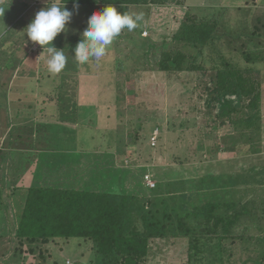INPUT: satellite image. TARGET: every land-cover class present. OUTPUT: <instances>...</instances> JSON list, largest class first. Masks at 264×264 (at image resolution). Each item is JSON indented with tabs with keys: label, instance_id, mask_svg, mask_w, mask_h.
Wrapping results in <instances>:
<instances>
[{
	"label": "rangeland",
	"instance_id": "obj_1",
	"mask_svg": "<svg viewBox=\"0 0 264 264\" xmlns=\"http://www.w3.org/2000/svg\"><path fill=\"white\" fill-rule=\"evenodd\" d=\"M7 1L11 4L9 8L0 6V11L5 13L9 18L7 20V29L12 23H20V25L23 23V26L27 27L29 20L24 19L22 21V15L28 9L30 11L38 2H41L43 5L40 6V9L45 7L47 3L45 2L46 0ZM177 1L179 4L173 2L165 6L166 9L160 7L155 11H152L154 8L149 5L131 6L126 11L124 8L123 11L125 12L142 14L143 19L137 26V28L142 29L141 34L139 38H135L137 45H133L132 37L124 36V32L127 29L122 30L114 38L106 52V54L109 53V60H113L114 56L121 51V61H118L119 63L116 62L115 65L108 62L105 65L108 66L107 68L104 65L100 66L101 72H94L92 70L94 67L99 66L95 65L96 63L108 61L104 59L106 55L100 59H104L103 61L91 58L87 62V65L78 63L75 66H68L66 70L64 68L60 73L63 75L62 79L60 74H51L46 71L49 56L48 53H44V50L37 56L31 55L21 65L19 74L22 76H17L18 74L13 72L9 81L5 77V74L9 72L3 70L0 66V88L4 85L3 89H7L9 92L7 94L14 96H16L15 90L17 87L19 89L17 96H20L21 92L24 93L23 101L18 104H10L8 107L4 102H0V107L4 106V108L0 109V127H4V129L9 128L10 124L6 120L8 116L10 118H14L15 116L22 117L20 118L22 124L20 128L22 130L29 127L28 120L35 122L39 116L44 120L42 122H51L48 125H59L54 130L56 131L54 134V127L52 126L45 129L41 127L39 132L40 136L42 134L47 135V138L41 136V138H45L41 150L43 151V146L48 147V150L43 155L49 156L47 159L49 163L46 164L45 158L40 157V162H37L38 159L36 162L32 160L31 164L29 163L27 166L31 168V166L39 163V168L37 167L36 170L40 174L41 182L38 183L45 182L46 185L67 187V156L59 160L55 150L65 149L64 151H66L67 146L70 145L76 152L79 148H82L79 152L86 155L87 153H92L97 160L102 150L100 149V143H106V140H109V136L111 135L113 143L116 146L115 152L117 153L115 154V165L116 167L119 166L120 169L127 170L129 173L123 180V183L126 182L124 184L125 188L129 192L133 191L139 196H143L145 193L147 196L150 194H148L145 185L148 188H157L158 183L167 182L169 179L180 182V179L185 180L189 177L201 176L203 173L219 174L233 172L236 175H242L246 181H254V183L252 182L248 186L251 189L256 184L255 190L251 194L255 199L256 209L254 211L256 214L246 216L248 221L244 226L250 225L249 227L252 228L246 233L262 235L259 230L264 228V202L260 200L261 196L264 195V0H235L233 2L236 6L242 5V8H246L253 3L258 4L256 7L255 5H251L253 7V14L262 19L260 23L262 26L258 28L257 32L253 31V28L249 29L250 32L253 31L255 33V36L249 34L251 37H254L255 41L253 42L252 40L243 49L244 51L253 52L252 57L256 59V63L250 75H252L254 80H259L261 84L258 86V90H253L255 88L253 86L252 93L246 98L237 99L239 108H242L246 114L250 113L252 108L259 107L262 129L258 137L259 140L255 138V142L253 141L252 147L257 148V150L252 153H248L247 149L245 153L241 151L242 146H245L244 143L249 141L246 138L240 137L239 131L234 129L230 131L228 127H225V131L218 129L217 126L219 125L217 124L219 120L211 119L212 116L210 115L213 111H216L217 105L213 108L207 106L205 102L206 93L201 91V86H204L203 81L208 80L207 78L212 73L213 76L216 74V70H212V62H206L203 70H192V65L200 63L203 57H199V53L192 49V47H187L186 45V48H184L185 45L180 40L171 41L178 22L184 20L183 18L187 12L196 15L206 14L205 12L215 13L217 7L209 6L208 4H213L216 0ZM13 2L16 4H13ZM19 2L27 3L25 8L18 6ZM222 2L225 10L231 3L230 0H223ZM98 10H103V7H97L96 11ZM31 12L32 10L30 14H33ZM235 14H237L235 11H230L227 17L230 16L232 19ZM73 17L71 19L73 26L69 24L70 26H67L63 35L61 34L64 37L65 45H67L68 41L69 44L74 45L73 39L67 37V30L74 36L75 30L73 27L78 28L80 26V21H78L76 14ZM247 19L249 20L250 18L247 17ZM3 23L4 20H0V29ZM236 28H238L237 31L241 30L239 26H236ZM151 31L158 39L162 37L163 40H167L170 47L184 51L186 55V69L164 71L157 65L160 56L158 54L151 56L150 50H148L149 44H147L150 41H145V38L150 36ZM237 31L231 32L234 38ZM0 32L2 34L4 30ZM80 32H82V29H80ZM11 40L15 45V39L11 38L4 40V43L8 45ZM256 42H258V45L255 46ZM52 43L55 47L58 46V42L55 39ZM31 49L37 50L38 45L37 48L33 47ZM129 50H131L134 56L130 54ZM64 53L67 57V50ZM72 59H75L74 55L71 57ZM235 59L239 58L236 57ZM241 59L244 58L241 57L239 60ZM71 62H75V60ZM41 63L43 66L40 65ZM242 66L246 68V66L251 65H246L242 61ZM97 76H99V79ZM93 79H96L100 84H97ZM70 84H73V86L69 87ZM74 86L77 89L75 95L81 94L80 109L85 107L84 109H87V111L79 110V120L75 123H67V116L70 115V111H73L72 103L68 97H72L71 89ZM129 87L134 88V93L136 94L134 105L135 109L140 111V115L133 114V112L130 113L127 109L125 112L122 111L123 106L130 105V103H127L130 100L133 101V98L130 97ZM182 90L184 96H177ZM34 91L37 95H34ZM257 93H260V97L257 101H254ZM49 96H54L55 100H47ZM57 97L58 99L62 98V103L60 106L57 105L56 110ZM127 97L130 98L128 102H126ZM251 101H254L255 105H251ZM36 104L38 105L36 106ZM16 106L17 109L15 108ZM34 106L35 108H33ZM20 119L17 121L20 122ZM69 126L75 132L77 144L73 142L72 138H69L72 133L70 130H67ZM156 132L157 137L152 144L150 138ZM224 134L227 137L223 143ZM228 134L230 135L229 137L236 140L235 145L227 143ZM23 141H26L25 137H23ZM246 147L248 148L247 145ZM4 148L6 149L3 151L4 158L2 163H0V237L3 241L2 246H0L2 248L0 251V264H98L97 258L101 257L97 256L96 245L94 246V242L90 239H81L82 244H78L76 248L70 249V245H67L69 241H65V239L61 241L60 239H57L58 241L52 240L45 244L41 240L32 243L25 238H18L16 236L18 218L23 209L25 199L23 189L22 191L19 190L20 192L17 194V186L21 184L20 177L24 169L15 172L14 165L17 164L14 160L15 152L13 150V152H10L6 147ZM37 153L38 151H34V155ZM77 155L75 154V156ZM118 155L122 160L117 158ZM234 160L241 163H237ZM85 161L83 159V165H85L81 166L83 168H86ZM240 165H242L241 169L243 168L244 171L238 174L237 171ZM106 170L108 171V168L104 171ZM143 174L151 176V184L144 182L145 176L144 179L141 177ZM118 175L117 173V179L113 183L116 182L114 186L119 190L120 186L118 182L121 181V178ZM128 176L129 178H127ZM50 178L54 180L48 182ZM144 183L146 184L144 185ZM102 186L104 188L99 186L97 189L106 188V185L102 184ZM168 187L169 185L163 188L164 196L169 195L166 194L169 191ZM171 200L167 205L171 204ZM250 203H253V201ZM139 217L140 213L136 209H132L128 214V220L125 221L127 225L126 230H129L132 226L141 228ZM238 230L240 229H235L236 232ZM75 240L80 239L76 238ZM75 240L70 242L76 244L77 241ZM242 243L232 244L230 240L226 242L225 255L227 252V254L231 253V256L224 258L222 264L255 263V260L258 258H255L257 255L252 249L253 246L246 247L247 245ZM81 246H85L84 252L79 250ZM68 250H73L74 253L69 254ZM191 253L192 255L195 254L193 251ZM189 255L188 239L169 235L164 239H155L149 242L146 261L147 264H218V261L213 259L215 257L209 251L200 255L203 258H201L199 263L191 261Z\"/></svg>",
	"mask_w": 264,
	"mask_h": 264
},
{
	"label": "trees",
	"instance_id": "obj_2",
	"mask_svg": "<svg viewBox=\"0 0 264 264\" xmlns=\"http://www.w3.org/2000/svg\"><path fill=\"white\" fill-rule=\"evenodd\" d=\"M222 1L216 0L215 3L208 4L209 6L217 7L215 13L205 12L206 14L196 15L187 12L183 18L184 20L178 22L171 41L180 40L184 43V48H186V45L187 47H192V49L199 53V57H203L200 63L192 65V70H203L206 62H212V70H216V74L213 76L211 72L212 74L207 78L208 80L203 81L204 86H201V91L206 93L205 102L207 106L213 108L217 105L216 111H213L210 115L212 116L211 119L219 120L217 124L219 125L217 126L218 129L225 131V127H228L230 131L232 129L239 131V136L246 138L250 142H245V146H242L241 151L245 153L248 150V153H252L257 150V148L252 147L253 141L255 138L259 140L258 137L262 129L259 107L252 108V111L246 114L242 108H239L237 99L246 98L252 93L251 91L258 90V86L261 84L259 80H254L252 75H250L256 63V59L252 57L253 52L244 51L243 49L252 40L253 42L255 41L254 37H251L249 34L255 36L253 31L257 32L258 28L262 26L260 25L262 19L253 14L252 6H258V4L253 3L251 4L252 6L249 5L243 8L244 13L242 12L241 15L246 17L242 20L239 19L240 24L238 26L241 30L237 31L238 28L235 27L234 29L237 32L235 38L232 39L225 33L222 21L224 17L228 16L230 11H235L239 17L238 12L240 11V7H236L233 3L235 0H230L231 3L225 10ZM45 2L50 4L52 2H60V0H46ZM63 2H67L65 4L66 8L73 10V0H63ZM173 2L179 4L177 0H78L79 7L77 11H74V14H76L78 21H80V26L78 28L73 27L75 30L74 36L67 30V37L73 39L74 45L69 44V41L65 45L64 37L61 36V34L63 35L62 32L55 37L58 39L57 47L59 48L60 46V48H63V51L67 50V56L74 55L73 49L78 43L79 37H81L82 32L87 26L88 19L97 5L116 6L123 13L128 7L135 5H150L155 10L160 7L166 9L165 6ZM13 4L16 3L13 2ZM26 4L25 2H19L18 6L25 8ZM0 5L9 8L11 4L7 0H4L0 2ZM40 6L43 5L41 2H38L37 5H34L30 9L33 14H30L28 9L22 15V21L28 19L30 23L40 10ZM225 14L227 15L225 16ZM247 17L250 19L248 20ZM69 24L73 26L71 22ZM69 24L68 26H70ZM250 28H253L252 32H250ZM80 29H82V32H80ZM136 29L138 31L126 30L129 36L132 37L133 45L137 42L135 38H139L142 31L140 28ZM26 31L27 29L23 26V23L21 25L20 23H12L4 31L0 40V58H2V60L0 59L2 61L0 65L6 63L5 60L7 58L4 59L3 56L5 54L3 53L12 50L14 45L12 40L8 45L4 43V40L11 38L15 39L16 43V39H21L23 43H29L30 40H28ZM256 35L260 36L259 34ZM145 41H150L147 44H149L148 50H150L151 56L156 54L160 56L157 65L162 70L180 71L186 69V55L183 50L170 47L167 40H163L162 37L158 39L152 31L150 36L145 38ZM256 45H258V42H256ZM131 55L134 56L132 53ZM236 57L239 59L243 57L244 59H235ZM114 60L116 63L121 61V58L118 60L114 58ZM242 61L246 65L251 66L244 68ZM10 62L12 64L8 65V63L6 65L11 67L20 64L18 61L16 63L15 60H10ZM109 62L113 63L112 60ZM77 64L78 62L76 61L69 62L65 65V70L68 66H75ZM41 65L43 66L42 63ZM191 69L188 70L192 71ZM46 71H48V67ZM60 77L63 79V75L60 74ZM72 86L73 84H70L69 87ZM253 86L255 88L252 90ZM129 88L130 97L133 98V101L130 100L128 102L130 98L127 97L126 102H128L127 104L130 103V105H122V111L125 112L127 109L130 113L133 112V114L140 115V111L136 110L134 105L136 102L134 88ZM75 92H77V89L74 86L71 89L72 97H68L72 103L73 111H70V115L67 116V123H75L79 120V110L87 111V109H84L85 107L80 109L81 94L75 95ZM34 95H36V92ZM177 96L183 97V90ZM259 97L260 93H257L254 101H257ZM53 99L55 100L54 96H49L47 100ZM56 101L57 110V105L60 106L62 98L58 99L57 97ZM254 101H251V105H255ZM0 102H4L8 107L10 104H18L7 94V90L3 88H0ZM15 108L17 109V106ZM20 118L22 117L15 116L12 120H9L8 117V124H10V128H13L11 132L9 131V134H7L6 128L0 127V145H2L0 146V163H2L4 158L3 151L6 150L4 147L10 152L18 149V156L14 159L17 163L14 165V169L15 172L24 169L20 177L21 184L17 186V194L22 189L25 192L23 209L19 215L15 233L18 238H25L32 243L41 240L45 244L52 240L58 241L57 239H60V241L62 239L67 241L72 238L90 239L94 242V246L96 245L97 256L101 257L97 258L98 264H147L146 257L148 255L149 242L155 239H164L169 235L188 239L189 259L191 261L199 263L201 258H203L200 255L209 251L215 257L213 259L217 260L218 264H222L224 258L231 256V253L227 254V252L226 255L228 257L225 255V244L230 240L232 244L243 242L242 244L245 243L246 247L253 246L252 249L257 255L255 258H258L254 264H264V228L259 230L262 235H253L252 233H246L252 229L249 227L250 225L244 226L248 221L246 216L256 214L254 211L256 209L255 199L251 196L256 184L253 185L252 189L248 187L252 182L254 183L253 180L246 181L242 175H236L233 172L219 174L203 173L201 176L189 177L185 180L180 179V182L169 179V182L158 183L157 188H148L145 185L146 183H144L148 194H150L147 196L145 193L143 196H139L135 192H129L125 188L124 184L126 182L123 183V180L129 173L127 170L120 169L119 166L116 167L115 165V154L117 153L115 152L116 146L113 143L111 135L109 136V140H106V143H100V149L102 150L97 160L92 153H87L86 155L79 152L80 150L76 152L70 145H68L69 147L67 146L66 151H64L65 149L55 150L59 160L67 156V187L46 185L45 182L38 183L41 182L40 174L36 170L39 163L31 166V168L29 167L30 169L27 166L29 163L31 164L32 160L36 162L38 159L37 162H40V157L45 158L46 164L49 163L47 162L49 156L43 155L48 150V147L43 146V151L41 150L45 139L41 138V136L47 138V135L42 134L40 136V129L41 127L45 129L52 126L54 127V134L56 133L54 130L59 125H48L51 122H42L44 120L39 116L35 122L28 120L29 127L22 130L20 128L22 126ZM19 119L20 122L17 121ZM208 119L210 118L208 117ZM67 130L72 132L69 138H72L73 142L77 144L74 130L70 126L69 128L67 127ZM224 135L223 143L227 137L226 134ZM229 136L228 134L227 143L235 145L236 140ZM23 137L26 138V141H23ZM256 143L258 142L256 141ZM24 149L27 150L24 151ZM34 151H38V153L34 155ZM75 154L78 155L75 156ZM117 158L120 159V156L118 155ZM83 159L86 160V168L81 167ZM234 161L237 162V160ZM237 163L241 162L238 161ZM241 166L237 171L238 174L244 171L243 168L241 169ZM33 167L34 169H32ZM106 168H108V171H104ZM117 173L119 174L118 177L121 178V181L118 182L120 186L119 190L114 186L116 182L113 183L117 179ZM144 176L145 174L141 176L142 179H144ZM52 180L54 179L50 178L48 182ZM33 181L35 182L33 183ZM102 184L106 185L107 189H97L99 186L104 188ZM168 185L169 191L166 194L169 195L164 196L163 188ZM171 194H173L172 197ZM170 199H172L171 204L167 205ZM260 200L264 202V195L261 196ZM251 201L253 203H250ZM132 209H136L140 213L141 228L132 226L129 230H126L127 225L125 221L128 220V214ZM235 229L240 230L236 232ZM2 244L3 241L0 237V246ZM1 249L0 247V251ZM191 251L195 252V254L192 255ZM68 252L71 254L74 251L68 250Z\"/></svg>",
	"mask_w": 264,
	"mask_h": 264
},
{
	"label": "clouds",
	"instance_id": "obj_3",
	"mask_svg": "<svg viewBox=\"0 0 264 264\" xmlns=\"http://www.w3.org/2000/svg\"><path fill=\"white\" fill-rule=\"evenodd\" d=\"M66 3L63 0L46 3L26 27L27 37L31 41L43 49L47 46L49 56L47 67L52 74L61 72L67 62L63 48L55 47L52 42L58 34L66 31L74 11L79 7L78 0H73V10L66 8ZM142 19V14L122 13L112 5L92 12L81 38L73 49L75 60L80 64L87 63L91 58L99 61L106 55L108 47L122 30L133 31Z\"/></svg>",
	"mask_w": 264,
	"mask_h": 264
},
{
	"label": "crops",
	"instance_id": "obj_4",
	"mask_svg": "<svg viewBox=\"0 0 264 264\" xmlns=\"http://www.w3.org/2000/svg\"><path fill=\"white\" fill-rule=\"evenodd\" d=\"M1 6V5H0ZM150 6V5H149ZM97 7L99 8V7H106V6H102V5H97ZM96 7V8H97ZM237 7V6H236ZM238 7H240V11L238 12L239 13V17H238V14H235V16H233L232 17V19H231V17L229 16V17H224L223 18V21H222V25L224 26V31H225V33H227L228 34V36H230V38H234L233 36H231L232 35V31H234L235 32V27L236 26H238L239 24H240V20L239 19H243V18H245V16H243V15H241V13L243 12L244 13V11H243V8H242V5H238ZM256 7V6H255ZM154 8V7H153ZM94 11H96V9L94 10ZM152 11H155V8L152 10ZM260 15V14H259ZM238 17V18H237ZM9 18L5 15V13H3V12H1L0 11V20H4V23H3V26H2V28L0 29V31L1 30H6L7 29V20H8ZM243 23H245V22H243ZM2 36H3V33L1 34V32H0V40H1V38H2ZM124 36L126 37V36H128L129 37V33H128V31L127 32H124ZM123 37V36H122ZM17 41H16V43H15V45H13V48H12V50H10V51H7V52H5V53H3V54H5L3 57H4V59L5 58H7L5 61H6V63L5 64H3L2 63V65H0L1 67H2V69L3 70H6V71H8L9 73L8 74H5V77H6V80H11V75H12V73L13 72H15L16 74H18L17 76H22L21 74H19V71H20V69H21V64H24L25 62H26V60H28L30 57H31V55H35V56H37L38 54H40L41 53V51L42 50H44V53L45 54H47V46L43 49L42 48V46H40V45H38L37 43H35V42H33V41H31L30 39H28V40H30V42L29 43H23L22 41H21V39H16ZM55 41H58V39H56L55 38ZM38 45V49L37 50H35V49H31V48H33V47H36L37 48V45ZM55 46V45H54ZM31 47V48H30ZM58 48V47H57ZM28 49H31V50H28ZM118 49V48H117ZM121 52V51H120ZM120 52L118 53V54H116V56H114V58H117V56H118V58L117 59H119V58H121L120 57ZM129 52H130V54L132 53L130 50H129ZM1 53V52H0ZM108 54L109 53H107L106 54V57L104 58V59H106V60H108V61H106V62H103V63H96L95 65H99V66H97V67H94L93 68V70L92 71H94V72H101L100 71V69H99V67L100 66H102V65H106V64H108V62L110 61L109 60V56H108ZM0 56H1V54H0ZM108 56V57H107ZM48 57V56H47ZM71 57H72V55H69V56H67V63H69V62H71L72 60H75V59H72L71 60ZM1 60H2V58H0ZM104 59H102V60H100V61H103ZM0 60V63L2 62ZM10 60L12 61H16V63H17V61L20 63L19 65H17L16 64V66H11V67H8L6 64H8V65H10V64H12V62H10ZM69 60H71V61H69ZM76 61V60H75ZM113 61V63H114V65L116 64L115 63V60L113 59L112 60ZM110 63V62H109ZM118 63V62H117ZM39 65V64H38ZM41 65V64H40ZM87 65V64H86ZM108 66H105V68H107ZM10 68V69H9ZM103 71V70H102ZM47 72H49V71H47ZM50 73V72H49ZM52 74V73H51ZM10 77H9V76ZM1 76H2V74H1ZM55 76V75H54ZM100 76V75H99ZM99 76H97V78L99 79ZM96 78V79H97ZM96 79H93L94 81H96ZM96 83L97 84H100V83H98L97 81H96ZM21 86V85H20ZM1 88H4V85H3V87H1ZM21 89H22V86H21ZM7 90V89H6ZM17 91H19V89H18V87L16 88V90H15V92H16V96H14V95H10L9 94V96L14 100V101H16L17 103H20V102H22L23 101V95H24V93L23 92H21V95L20 96H17ZM7 93H9L8 92V90H7ZM37 95V94H36ZM11 100V99H10ZM35 107V106H34ZM1 108H4V106H2V107H0V109ZM9 117V116H8ZM8 117L6 118V120L8 121ZM12 120V118H10L9 117V120ZM9 128L6 130L7 131V134H9V131L11 132L12 130H13V128H10L11 126L9 125L8 126ZM6 134V135H7ZM79 150H82V148H79ZM14 152H15V157L17 158V151H18V149H15V150H13ZM12 151V152H13ZM17 155V156H16ZM1 235V234H0ZM76 238H72V239H70V240H68L69 242L70 241H73V240H75ZM75 241H77L76 242V244H74V242H68L67 243V245H70V249H72V248H76V246L78 245V244H82V241H81V238H80V240H75ZM79 241V242H78ZM72 247V248H71ZM79 250L80 251H85V246H81L80 248H79ZM87 250V249H86ZM5 252V251H4ZM3 252V253H4ZM2 253V254H3ZM74 253V252H73ZM78 253H79V251H78ZM1 254V255H2Z\"/></svg>",
	"mask_w": 264,
	"mask_h": 264
},
{
	"label": "built area",
	"instance_id": "obj_5",
	"mask_svg": "<svg viewBox=\"0 0 264 264\" xmlns=\"http://www.w3.org/2000/svg\"><path fill=\"white\" fill-rule=\"evenodd\" d=\"M156 135H157V132H156V134L154 133V136L151 137L152 144L154 143V141H155V139L157 137ZM151 181H152L151 176L149 174H145V182L148 183V184H151ZM71 264H73V263H71Z\"/></svg>",
	"mask_w": 264,
	"mask_h": 264
}]
</instances>
